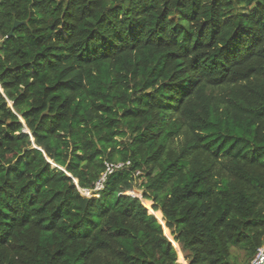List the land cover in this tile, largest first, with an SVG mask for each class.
Masks as SVG:
<instances>
[{
    "label": "trees",
    "instance_id": "1",
    "mask_svg": "<svg viewBox=\"0 0 264 264\" xmlns=\"http://www.w3.org/2000/svg\"><path fill=\"white\" fill-rule=\"evenodd\" d=\"M262 245L264 0H2L0 264Z\"/></svg>",
    "mask_w": 264,
    "mask_h": 264
},
{
    "label": "built area",
    "instance_id": "2",
    "mask_svg": "<svg viewBox=\"0 0 264 264\" xmlns=\"http://www.w3.org/2000/svg\"><path fill=\"white\" fill-rule=\"evenodd\" d=\"M1 2L2 0H0V3ZM127 166H129V162L115 164L105 163V170L101 173L97 181L94 182L93 187L91 189H80V194L85 198L98 196V194L103 191L107 178L116 171L122 170ZM250 264H264V245L256 249L255 255L250 261Z\"/></svg>",
    "mask_w": 264,
    "mask_h": 264
},
{
    "label": "rangeland",
    "instance_id": "3",
    "mask_svg": "<svg viewBox=\"0 0 264 264\" xmlns=\"http://www.w3.org/2000/svg\"><path fill=\"white\" fill-rule=\"evenodd\" d=\"M134 192H137V191H134ZM137 193H139V195L138 196H136V197H138V198H140V199H142V197H141V194H140V192H137ZM134 195V194H133ZM150 204V203H149ZM149 209H151V204H150V207H149ZM147 210H148V208H147ZM149 212V211H148ZM151 214V213H150ZM156 218V217H155ZM157 219V218H156ZM163 228H165V222L163 221ZM168 233H169V235H170V232L168 231ZM165 235V234H164ZM166 236V235H165ZM167 237V236H166ZM170 237H171V242H174L173 241V237L170 235ZM178 248H179V246H178ZM175 249V248H174ZM235 249V247H233V248H231V252H233V250ZM176 250V249H175ZM179 253H180V258L183 260V264H186L185 262H184V258H183V255H182V253H181V251H180V248H179ZM179 253L177 252V261H178V259H179ZM236 254H237V256L239 257V260H242V258H241V256H242V252L240 251H236ZM230 261L232 262V263H235V261H234V259H233V256L231 255V258H230ZM180 264H182L181 262H179ZM236 264H240V263H236Z\"/></svg>",
    "mask_w": 264,
    "mask_h": 264
},
{
    "label": "water",
    "instance_id": "4",
    "mask_svg": "<svg viewBox=\"0 0 264 264\" xmlns=\"http://www.w3.org/2000/svg\"><path fill=\"white\" fill-rule=\"evenodd\" d=\"M21 24H22V23L15 22L14 25H13V27H12V29H11V31L9 32L8 37L12 36L14 30H15L17 27H19ZM152 215H153V214H152Z\"/></svg>",
    "mask_w": 264,
    "mask_h": 264
}]
</instances>
